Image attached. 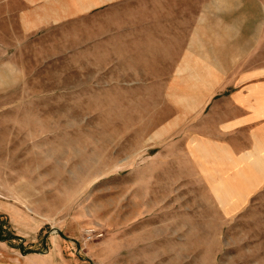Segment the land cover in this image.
<instances>
[{"label": "rangeland", "instance_id": "1", "mask_svg": "<svg viewBox=\"0 0 264 264\" xmlns=\"http://www.w3.org/2000/svg\"><path fill=\"white\" fill-rule=\"evenodd\" d=\"M168 3L30 34L0 14V71L24 73L0 92V226L18 236L0 241L18 264H264L256 125L231 129L223 94L190 91L205 78L170 76Z\"/></svg>", "mask_w": 264, "mask_h": 264}, {"label": "crops", "instance_id": "2", "mask_svg": "<svg viewBox=\"0 0 264 264\" xmlns=\"http://www.w3.org/2000/svg\"><path fill=\"white\" fill-rule=\"evenodd\" d=\"M119 1L122 0H7L0 14H9L13 27L30 34ZM164 1L169 3L163 7L167 5V12L176 18L167 23L179 30L177 36L181 39L172 46L176 56L170 65V76L205 78L207 83L202 81L199 88L190 91L200 92L201 99L223 94L215 103H227L230 114L234 110L226 124L231 129L256 125L258 149L264 152V67L250 64L264 46V0H179L178 5ZM186 2L195 5L187 8ZM5 63L0 71V92L16 89L24 81L17 64L8 60ZM237 111L244 113L237 115ZM259 157L262 165L255 171L264 173V153ZM252 163L255 165L250 160ZM1 242L0 264H18L16 252L11 253L10 247Z\"/></svg>", "mask_w": 264, "mask_h": 264}, {"label": "trees", "instance_id": "3", "mask_svg": "<svg viewBox=\"0 0 264 264\" xmlns=\"http://www.w3.org/2000/svg\"><path fill=\"white\" fill-rule=\"evenodd\" d=\"M4 235V232H3V228L0 226V238L3 240V239H15L17 238L18 236H11L10 238L8 237H5L3 236ZM20 248H22V246H20Z\"/></svg>", "mask_w": 264, "mask_h": 264}]
</instances>
